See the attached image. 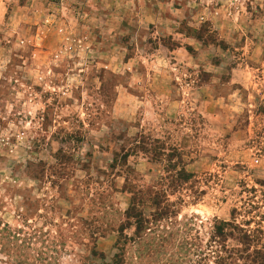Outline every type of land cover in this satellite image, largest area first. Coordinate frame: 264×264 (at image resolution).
Segmentation results:
<instances>
[{"label":"rangeland","instance_id":"374dc122","mask_svg":"<svg viewBox=\"0 0 264 264\" xmlns=\"http://www.w3.org/2000/svg\"><path fill=\"white\" fill-rule=\"evenodd\" d=\"M0 264H264V0H0Z\"/></svg>","mask_w":264,"mask_h":264},{"label":"trees","instance_id":"16d2710c","mask_svg":"<svg viewBox=\"0 0 264 264\" xmlns=\"http://www.w3.org/2000/svg\"><path fill=\"white\" fill-rule=\"evenodd\" d=\"M186 177H188V175H186ZM133 204H134V207H135V206H136V205H135V202H134ZM134 207H133V208H134ZM133 208L130 209L131 211L129 210V211H130V212L128 213V214H129V217H133V216H135V212H134ZM220 229H221V228H220ZM245 238H246V237H245Z\"/></svg>","mask_w":264,"mask_h":264}]
</instances>
